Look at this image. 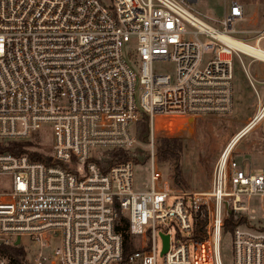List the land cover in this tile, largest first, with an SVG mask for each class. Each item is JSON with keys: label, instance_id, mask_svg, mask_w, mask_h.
Returning <instances> with one entry per match:
<instances>
[{"label": "built area", "instance_id": "2783aa9c", "mask_svg": "<svg viewBox=\"0 0 264 264\" xmlns=\"http://www.w3.org/2000/svg\"><path fill=\"white\" fill-rule=\"evenodd\" d=\"M196 2L0 0V181L10 180L0 184V264H157L159 255L164 264H223L231 214L246 217L232 233L234 264H264V231L247 215L254 197L264 201V170L254 174L234 156L264 119V101L220 154L208 190L177 187L158 166L156 118L230 115L234 57L264 63V29L254 44L241 37L240 2L221 27L195 14L188 4ZM166 61L174 77L155 72ZM143 115L149 181L139 186L135 164L118 161L142 148L133 128ZM43 125L55 132L49 164L8 151ZM121 217L140 241L127 259Z\"/></svg>", "mask_w": 264, "mask_h": 264}, {"label": "rangeland", "instance_id": "374dc122", "mask_svg": "<svg viewBox=\"0 0 264 264\" xmlns=\"http://www.w3.org/2000/svg\"><path fill=\"white\" fill-rule=\"evenodd\" d=\"M232 0H197L196 3L188 5L200 18L206 22L221 27V22L228 13ZM245 8L246 20L240 24V29L245 33L241 34L250 44H254L258 33L264 29V0H236ZM134 45L128 46L130 49ZM264 48V42L262 43ZM131 53L134 51L132 49ZM135 56V54H134ZM158 74L170 75L174 77L176 66L171 61L160 62L154 65ZM249 75L255 80L256 89L249 83ZM233 90L234 109L228 116H210L199 119L164 117L154 120V128L161 129L155 133L157 161L160 169L166 177L175 182L177 187L187 191H206L210 188L212 175L216 162L231 141L248 124L255 112L258 110L260 102L264 101V63L252 61V59L242 56V60L234 57L233 60ZM243 92L244 104H237L239 92ZM139 98V96H138ZM236 104V105H235ZM256 110V111H255ZM150 119V118H149ZM244 121V124L239 123ZM245 125V126H244ZM138 127L134 126L133 134L137 137ZM151 135V121L149 126ZM236 133V134H235ZM235 134V135H234ZM234 135V136H233ZM233 136V137H232ZM55 142V132L52 125H43L39 132L35 133L31 140L22 143L28 154L41 156L49 159L53 151ZM140 142V141H139ZM150 142V139H149ZM140 142L142 148H138L130 154L128 159L135 164V182L139 186L143 182L149 181L148 157L144 147L149 143ZM176 156H175V155ZM236 161L249 167L254 174H260L264 170V119L236 145L234 150ZM180 171V177L175 174ZM185 174V176H184ZM176 177L179 179L176 181ZM186 177V179H185ZM0 184L8 186L9 179H4ZM174 198H170L168 205L171 206ZM247 215L254 217L253 228L264 231V201L259 197H254L247 203ZM241 221L246 222V217L231 214ZM227 217V220L231 218ZM226 220V223H227ZM202 223L206 224L204 221ZM225 223V227H226ZM135 249L139 248L140 241L134 239ZM28 243V239H24ZM221 257L223 264H234L233 261V237L232 233H225L221 242ZM157 264H164L161 256H158Z\"/></svg>", "mask_w": 264, "mask_h": 264}, {"label": "trees", "instance_id": "16d2710c", "mask_svg": "<svg viewBox=\"0 0 264 264\" xmlns=\"http://www.w3.org/2000/svg\"><path fill=\"white\" fill-rule=\"evenodd\" d=\"M135 126L138 127V130L136 132L137 133V137H136L137 140L140 142H143V143L149 142V139H150V132H149L150 119H149V117L147 115H143L142 119ZM8 151L13 153L14 155H20V154L28 153L25 150L24 144H15L14 146L10 147L8 149ZM29 155L35 161H41L45 164H49V160L44 159L41 156H37L34 154L33 155L29 154ZM127 161H130V159H128V157L124 156V157H121L118 162L124 163ZM178 180L179 179L176 177V181H178ZM241 221L242 220H240L234 216H231V218L227 220L226 227H225V233H233L237 226L242 225L244 223V222L241 223ZM204 226H205V224L202 223L201 229H203ZM116 229H117V232L120 233L123 237L124 259H127L131 254H133L134 252L137 251V249H135V244L133 241L134 239L128 232L129 231L128 220L124 217H121V219L119 220V222L117 224ZM14 252H15V254H18V253L20 254V251H18V250H15ZM16 261H17V263H20L19 258H17Z\"/></svg>", "mask_w": 264, "mask_h": 264}, {"label": "bare ground", "instance_id": "6f19581e", "mask_svg": "<svg viewBox=\"0 0 264 264\" xmlns=\"http://www.w3.org/2000/svg\"><path fill=\"white\" fill-rule=\"evenodd\" d=\"M230 44L232 45V46H242L244 49H245V51H247L248 53H250L251 55H255V56H258L259 55V53L257 52V51H255L253 48H252V46H250V45H239L238 44V41L237 40H235V39H231L230 41ZM159 118H164V117H159ZM157 129H158V125H157ZM158 130H160V129H158ZM168 130V129H167ZM251 132V131H250ZM241 136L243 135V134H240ZM239 139V137H236V141Z\"/></svg>", "mask_w": 264, "mask_h": 264}, {"label": "crops", "instance_id": "0c3cea01", "mask_svg": "<svg viewBox=\"0 0 264 264\" xmlns=\"http://www.w3.org/2000/svg\"><path fill=\"white\" fill-rule=\"evenodd\" d=\"M237 104H239L240 106H242V104L245 105L244 100H243V92H241V91L238 93V96H237ZM235 105H236V104H235ZM255 111H256V110H255ZM255 114H256V112H255L254 114H252L253 117H254ZM239 123H241V124L243 123V124H244V121H240ZM245 125H247V124H245ZM245 125H244V126H245ZM240 130H241V128H240L236 133H238ZM236 133H235V134H236ZM235 134H234V135H235ZM234 135H233V136H234ZM233 136H232V137H233ZM237 145H238V144H237Z\"/></svg>", "mask_w": 264, "mask_h": 264}, {"label": "water", "instance_id": "95a60500", "mask_svg": "<svg viewBox=\"0 0 264 264\" xmlns=\"http://www.w3.org/2000/svg\"><path fill=\"white\" fill-rule=\"evenodd\" d=\"M194 120L193 119H190V122H193ZM168 236L164 237V250H163V254L167 253L168 251ZM19 242H17L18 244Z\"/></svg>", "mask_w": 264, "mask_h": 264}]
</instances>
